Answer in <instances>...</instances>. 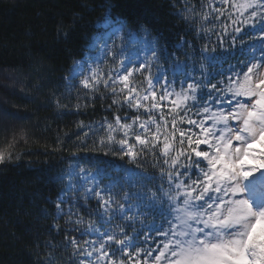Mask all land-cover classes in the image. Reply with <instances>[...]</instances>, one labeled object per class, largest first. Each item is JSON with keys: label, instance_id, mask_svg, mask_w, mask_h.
<instances>
[{"label": "snow or ice", "instance_id": "obj_1", "mask_svg": "<svg viewBox=\"0 0 264 264\" xmlns=\"http://www.w3.org/2000/svg\"><path fill=\"white\" fill-rule=\"evenodd\" d=\"M181 3L178 15L205 41L198 53L182 37L177 49H190L183 61L156 47L132 60L120 35L127 25L107 19L110 31L89 46L93 51L103 40L99 54L87 69L75 62L65 77H82L77 103L57 98V108L79 114L99 98L111 115L78 122L81 146L103 133L97 149L140 169L135 183L116 191V182L97 180L99 168H81L83 183L69 177L53 214L54 221L67 216V227L52 225L64 239L45 242L52 252L71 249L68 264H264V0ZM245 37L260 41L259 56L247 50ZM238 47L246 54L232 63ZM107 57H121L118 67L104 71ZM12 159L11 151H0V164ZM93 198L98 207L90 210ZM51 261L50 254L45 264Z\"/></svg>", "mask_w": 264, "mask_h": 264}, {"label": "trees", "instance_id": "obj_2", "mask_svg": "<svg viewBox=\"0 0 264 264\" xmlns=\"http://www.w3.org/2000/svg\"><path fill=\"white\" fill-rule=\"evenodd\" d=\"M182 8L181 0H0V151L13 153L10 162L0 164V264H45L50 254L51 264H68L71 249L57 247L52 252L45 247V242L59 245L64 239V233H57L52 225L62 222V218L54 221L53 214L66 168L73 162L101 167L105 179L113 168L110 159L116 155L105 156L94 143L103 133L80 144L83 132L78 122L111 118L100 99L79 114L55 103L59 98L62 105H76L79 86L65 77L104 17L120 20L129 31L141 28L158 51L175 52L183 61L190 49L187 44L174 48L175 42L184 37L198 53L205 41L197 39L194 26L190 28L178 15ZM244 39L246 47L254 41ZM137 43L129 40L126 56ZM237 45L245 47L239 41ZM239 47L230 62L246 54ZM20 133L25 139H19ZM146 170L155 171L150 166ZM120 185L127 186L117 184L114 191Z\"/></svg>", "mask_w": 264, "mask_h": 264}, {"label": "rangeland", "instance_id": "obj_3", "mask_svg": "<svg viewBox=\"0 0 264 264\" xmlns=\"http://www.w3.org/2000/svg\"><path fill=\"white\" fill-rule=\"evenodd\" d=\"M109 31H110V29H107L105 33L109 32ZM105 33H104V34H105ZM110 43H111V40H109V44H110ZM102 44H103V40H101L100 43H98L97 48L95 49L94 53H93L91 56H87L85 59L81 60V61H83V62L85 63V68H86V69H87V62L89 61V58H90V57H95V56H97V55L99 54L100 49H101V47H102ZM260 51H261V44H259L258 49L254 52V54H255L256 56H259V55H260ZM101 61H102V60H101ZM95 66H96V65H93V67H95ZM76 78H77L79 81H80V79H82V77H79V76L76 77ZM253 147L259 150V149L262 148V145H261L260 142H258V143H256V144H254Z\"/></svg>", "mask_w": 264, "mask_h": 264}]
</instances>
